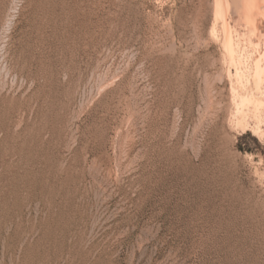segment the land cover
<instances>
[{"label": "rangeland", "instance_id": "rangeland-1", "mask_svg": "<svg viewBox=\"0 0 264 264\" xmlns=\"http://www.w3.org/2000/svg\"><path fill=\"white\" fill-rule=\"evenodd\" d=\"M214 10L0 0V264H264V79Z\"/></svg>", "mask_w": 264, "mask_h": 264}, {"label": "bare ground", "instance_id": "bare-ground-1", "mask_svg": "<svg viewBox=\"0 0 264 264\" xmlns=\"http://www.w3.org/2000/svg\"><path fill=\"white\" fill-rule=\"evenodd\" d=\"M211 1L214 11L217 12V16L214 15L217 21H214L216 23L220 21L217 28L219 31L221 28L219 32L221 36L214 34L218 31L215 30L216 27L215 31L211 32L216 39L220 38L223 50L228 56L224 65L232 81L234 80L233 90L238 97L248 99L249 96H253L255 99L259 94H253V87L258 90L259 83L264 79V0ZM252 78L253 86L252 83L249 84ZM250 91L251 95L248 94ZM261 97L256 99L260 102ZM247 119L242 121L245 128L250 125Z\"/></svg>", "mask_w": 264, "mask_h": 264}]
</instances>
